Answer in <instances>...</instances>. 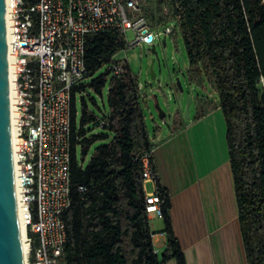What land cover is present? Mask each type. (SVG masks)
<instances>
[{"label": "trees", "instance_id": "16d2710c", "mask_svg": "<svg viewBox=\"0 0 264 264\" xmlns=\"http://www.w3.org/2000/svg\"><path fill=\"white\" fill-rule=\"evenodd\" d=\"M32 7L37 0H22ZM259 0H162L178 27L185 46L191 82L206 77L214 89L225 123V142L246 264H264V94L258 87L264 76V9ZM153 25L167 22L144 8ZM126 48L123 35L86 37V78L71 91V191L64 213L67 239L64 264H165L185 257L175 237L171 200L155 167L154 191L161 201L166 245L155 253L146 210L142 157L154 148L140 100L137 77L126 61L122 73L111 69L112 57ZM104 65L103 73L91 78ZM107 87V111L99 119L84 97ZM199 101L196 119L207 110ZM79 107V108H78ZM175 114L172 125L177 124ZM165 120V117L164 119ZM102 121L107 124L101 125ZM92 124L106 133L91 135ZM98 141L85 166L80 161ZM80 149V159L77 150ZM149 161L152 164L151 155ZM82 186L85 191L80 192Z\"/></svg>", "mask_w": 264, "mask_h": 264}, {"label": "built area", "instance_id": "2783aa9c", "mask_svg": "<svg viewBox=\"0 0 264 264\" xmlns=\"http://www.w3.org/2000/svg\"><path fill=\"white\" fill-rule=\"evenodd\" d=\"M259 1L264 9V0ZM4 2L13 90V164L18 218L25 228V264H64V213L71 204V91L86 76V37L114 33L124 36L126 47L152 46L161 35L165 42L179 29V17H172L163 4L168 20L161 33V25H153L143 14L141 0H37L32 7L22 0ZM111 69L120 76L122 62L113 63ZM141 87L138 83L140 92ZM258 87L264 94V76ZM150 154L142 157L143 181L154 186ZM145 200L148 217L154 213L161 218L155 191L146 192Z\"/></svg>", "mask_w": 264, "mask_h": 264}, {"label": "crops", "instance_id": "0c3cea01", "mask_svg": "<svg viewBox=\"0 0 264 264\" xmlns=\"http://www.w3.org/2000/svg\"><path fill=\"white\" fill-rule=\"evenodd\" d=\"M178 116L177 124L168 126L166 132L155 126L150 155L152 166L170 195L173 233L185 264H246L228 159L211 165L208 152L203 151V135L197 136L196 146L193 141L196 136L192 128L198 122L184 125ZM161 231L153 233L159 258L166 245Z\"/></svg>", "mask_w": 264, "mask_h": 264}, {"label": "rangeland", "instance_id": "374dc122", "mask_svg": "<svg viewBox=\"0 0 264 264\" xmlns=\"http://www.w3.org/2000/svg\"><path fill=\"white\" fill-rule=\"evenodd\" d=\"M143 8L149 9L157 15L164 14V5L159 4L162 0H141ZM163 5V6H162ZM149 19V18H148ZM166 23L159 27V31L163 33ZM132 36L129 34V39ZM164 35H161L160 42L156 41L154 48L157 53V60L153 64L151 70V61L154 58V54L151 53V46L142 44L141 46L126 47L123 50L117 52L111 59V65L126 61L130 66L132 73L137 77L138 83L142 86L141 93L146 95V100L141 101L140 105L145 115V123L150 137L154 136L155 126L159 125L163 131H167L168 126L172 124L173 118L176 113L180 117L184 125H189L192 122L197 123L193 126L192 131L196 136V142L198 141V135H203L202 147L203 151L208 152V158L210 164H220L228 159L227 146L225 142V123L222 112L219 108L214 106L217 102V96L206 77H202L200 82H191L187 76V69L189 62L185 51V46L178 28L174 30L172 35L165 38V44H163ZM110 65V66H111ZM109 65H104L99 68L91 78L98 76L108 69ZM153 74V78H152ZM90 78H86L83 81H89ZM177 81L181 84L182 92H180L176 86ZM107 87L102 91V95H98L90 90L84 93L85 100L88 108L94 112V114L101 119L102 114L107 111L106 104ZM156 95V99L154 96ZM191 97V103L189 107L188 116H185V109L188 98ZM202 102V106L207 110L206 114L196 119L199 101ZM159 104L160 109L165 112V120L158 118V111L155 108V103ZM180 105V106H178ZM79 108V107H78ZM178 112H176L177 110ZM85 129L88 134L96 135L100 133H106L101 127L93 126L92 124H86ZM192 133V132H191ZM106 141H98L88 151L83 161H80L82 166H85L89 161L93 149L105 143ZM153 142V141H152ZM198 147V144H197ZM200 150V148L198 147ZM80 149L77 150L78 159H80ZM203 155V152H202ZM206 155H203L205 157ZM154 189L151 182L145 183L146 192H150ZM152 233H158L162 230V219L152 213V220L149 222Z\"/></svg>", "mask_w": 264, "mask_h": 264}, {"label": "water", "instance_id": "95a60500", "mask_svg": "<svg viewBox=\"0 0 264 264\" xmlns=\"http://www.w3.org/2000/svg\"><path fill=\"white\" fill-rule=\"evenodd\" d=\"M163 44H165L164 41ZM151 47V53L154 54L151 61L152 70L153 64L157 60V53L154 45ZM176 86L182 92L181 84L178 81ZM154 98L156 99V95ZM9 99L5 2L0 0V264H25L17 212ZM190 103L191 97L187 101L186 117ZM155 108L158 111V118L163 120L165 112L160 109L157 102Z\"/></svg>", "mask_w": 264, "mask_h": 264}, {"label": "bare ground", "instance_id": "6f19581e", "mask_svg": "<svg viewBox=\"0 0 264 264\" xmlns=\"http://www.w3.org/2000/svg\"><path fill=\"white\" fill-rule=\"evenodd\" d=\"M10 61V59H9ZM9 72V97H10V119H11V133H12V138H13V127H12V104H13V90H12V74H11V67L9 66L8 68ZM14 177H15V190H16V195H17V179H16V172H15V167H14ZM20 224V231H21V238L22 241L24 242V235H25V228L24 225L19 221ZM23 249L24 253L26 254V245L23 243Z\"/></svg>", "mask_w": 264, "mask_h": 264}]
</instances>
